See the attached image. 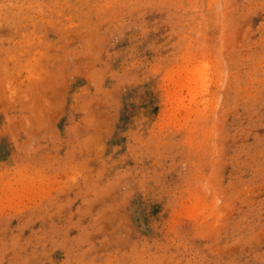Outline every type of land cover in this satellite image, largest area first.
<instances>
[{"label":"rangeland","instance_id":"rangeland-1","mask_svg":"<svg viewBox=\"0 0 264 264\" xmlns=\"http://www.w3.org/2000/svg\"><path fill=\"white\" fill-rule=\"evenodd\" d=\"M0 264H264V0H0Z\"/></svg>","mask_w":264,"mask_h":264},{"label":"bare ground","instance_id":"bare-ground-1","mask_svg":"<svg viewBox=\"0 0 264 264\" xmlns=\"http://www.w3.org/2000/svg\"><path fill=\"white\" fill-rule=\"evenodd\" d=\"M204 73H205V72H204ZM204 73H203V74H204ZM203 74H202V75H203ZM204 76H205V75H204ZM206 76H207V74H206ZM193 77H194V76H193ZM194 78H195V77H194ZM200 78H201V77H200ZM201 79H203V78H201ZM203 80H204V79H203ZM195 81H196V78H195ZM195 81H194V82H195ZM201 81H202V80H201ZM189 82H190V81H189ZM191 82H193V80H192ZM184 84H185V83H184ZM191 84H192V83H191ZM189 87H190V84H189ZM186 90H188V89H186ZM198 91H199V90H198ZM189 93H190V92H189ZM198 93H200V92H198ZM194 95H195V93H194ZM198 95H199V94H198ZM192 97H193V96H192ZM194 97H195V96H194ZM196 97H198V96H197V93H196ZM193 99L195 100V98H191V100H193ZM180 101H181V100H180ZM192 102H193V101H192ZM194 103H195V102H194Z\"/></svg>","mask_w":264,"mask_h":264}]
</instances>
